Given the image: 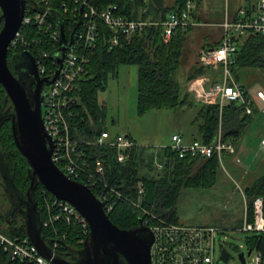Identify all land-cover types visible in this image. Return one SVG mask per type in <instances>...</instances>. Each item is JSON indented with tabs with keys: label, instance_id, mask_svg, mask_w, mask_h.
Listing matches in <instances>:
<instances>
[{
	"label": "trees",
	"instance_id": "trees-1",
	"mask_svg": "<svg viewBox=\"0 0 264 264\" xmlns=\"http://www.w3.org/2000/svg\"><path fill=\"white\" fill-rule=\"evenodd\" d=\"M73 1L47 0L51 7L47 19L52 21L55 27L57 23L71 26L73 24L72 10L64 13L62 4L66 3L71 8ZM187 1L195 3V7H200L203 0H175L168 8L164 6L163 0H87V4L96 10L117 5L118 12L128 19L158 22L171 11L179 12L184 9ZM42 4V0H29L26 7L31 11L41 10ZM195 7L191 11L192 18L196 17ZM86 8L84 5L83 10ZM100 27L105 38L108 39L112 32L102 24ZM190 29L192 26L186 30L178 29L169 40H165L161 34V26L148 25L140 32L133 33L127 40L122 39L117 46L109 48L107 44L104 45L103 41H100L94 53L90 55L88 79L80 84L79 89L74 93L79 98V102L73 106V112L76 114L73 119L74 137L85 141L105 130V114L98 104L97 94L105 90L108 75L116 76L120 65L136 66L138 115L153 108L175 109L190 104L192 102V100L189 101L190 92L187 90L182 92L180 84L175 79L183 41ZM21 31L28 40L31 37L41 36L35 26L23 25ZM42 40L39 44L31 45L30 50H27L33 58L40 49L50 50V44L45 42V38ZM23 51L25 50L22 48L15 51L8 50L7 63L10 69L13 60ZM207 68L200 63L194 65L193 70L187 75L188 80L204 74ZM245 69L264 70V37L258 33H251L242 40L229 64V70L235 81L247 91L245 85L240 82L241 71ZM11 108V102L0 85V116ZM195 119L198 120V136L195 139L209 143L216 136L219 127L225 138L237 139L249 123L251 114L245 113L243 104L233 101L226 103L221 112L217 105L200 104ZM81 150L90 160L92 168L93 161L96 158L100 159L108 183L123 194L135 199L136 184L140 182L144 188L142 207L175 222L178 221L175 205L179 194L187 188L211 187L217 181V172L220 167L216 154L206 158H179L167 147L154 149L137 146L132 157L124 163L116 161V150L112 147L81 144ZM150 151L157 152L159 157ZM153 157L164 164L161 171H155ZM144 159L147 163H144ZM0 161L3 163V171L8 181L19 194L25 197V191L30 183L28 164L16 148L9 119H3L0 123ZM0 178L2 180L0 181V207H6L3 208L4 210L0 209V224L4 226L8 236L27 238L21 225L20 208L23 209V206L13 208V212L7 213L10 205L6 206L3 201L5 191L2 188L5 181L1 169ZM44 192L43 185L38 182L33 196L41 223V237L54 254L74 261L88 235L82 236L76 223L61 222L53 228L43 227L42 222L45 219L44 209H42L43 197L50 194L49 192L44 194ZM243 194L248 204V218L251 219L252 202L255 198L262 197L264 210V173L246 187ZM107 215L110 221L120 229L136 226L139 220L143 223L140 209L122 199L116 202ZM9 223L10 225H7ZM236 224L239 225L240 221ZM80 238H83V241H79ZM54 242L57 243L56 247L53 246ZM246 242L249 248H255L264 255V233L249 236ZM0 264H27V262L11 259L0 246Z\"/></svg>",
	"mask_w": 264,
	"mask_h": 264
},
{
	"label": "built area",
	"instance_id": "built-area-1",
	"mask_svg": "<svg viewBox=\"0 0 264 264\" xmlns=\"http://www.w3.org/2000/svg\"><path fill=\"white\" fill-rule=\"evenodd\" d=\"M41 10H25L19 30L8 45V50L15 51L19 48L30 50L31 45L39 44L45 38L50 44V50L40 49L34 58L36 70L40 77H49L54 74L56 61L51 58V53L60 47V32L58 27L49 21L50 4L42 0ZM70 8L66 3L62 4L64 13L71 11L72 25L64 26L63 33L68 44L72 37L71 47L66 49L63 55L61 68L56 78L42 91L41 115L44 126L53 141L51 153L52 161L69 178L80 181L92 190V192L104 203L105 212L113 209L119 199L127 201L141 211L143 224L147 225L154 235L151 247V264H227L221 258L222 243L216 240L220 235H225L223 227L217 225H194L183 222L171 221L156 213L143 208L141 199L144 188L140 182L136 184V197L131 198L123 194L108 183L104 167L100 159L93 161V168L85 152L80 149L81 144L94 146H108L115 148L116 161L124 163L132 157L133 151L138 146L129 136L123 134H111L107 130L101 131L92 139L81 141L74 137L73 119L76 114L73 106L79 102L75 91L80 84L87 79L90 55L94 53L100 41L110 47L117 46L122 39L127 40L133 33L140 32L148 25H159L162 28V36L169 40L176 30H186L194 26L195 21L191 16L194 5L187 1L186 6L179 12H169L162 21L152 22L142 19H128L118 12L117 5H110L104 9H95L87 4V0H74ZM86 9L83 10V6ZM79 6V7H78ZM106 26L112 33L105 38L100 25ZM37 27L40 37L25 39L21 27ZM221 34L218 43L210 48L200 51L198 62L217 71L221 76L212 81L208 75L192 79L188 83V91L194 99L203 105H217L221 112L222 107L229 102L243 104L245 113H252V98L241 85L233 81L230 76L229 64L231 58L242 40L251 33H258L264 37V0L257 1V10L249 14L247 8L240 7L233 15L228 16L221 24ZM72 34V35H71ZM256 96L264 101V94L258 90ZM264 143V138L262 139ZM179 158H206L216 154L220 161L222 153L235 154V147L230 138H225L219 127L216 136L209 143L200 139L186 142L180 133L171 136L170 145L166 146ZM161 148V147H159ZM165 148V147H163ZM163 163L155 158L154 169L161 171ZM45 192L46 189L44 188ZM44 192V194H45ZM244 197V207L240 224L236 229L240 232L252 235L264 233L263 199L257 197L252 202L251 219L248 218V204ZM45 219L43 227H54L57 223H76L82 236H89L87 221L70 203L55 198L52 194L44 195L43 206ZM64 237V236H63ZM79 241H83L80 238ZM218 242V243H217ZM216 244L219 251L215 255ZM57 243L54 242V247ZM0 246L7 252L11 259H19L27 264H51L45 260L27 238L13 235L8 236L4 226L0 224ZM248 251L250 253L248 254ZM241 252V251H240ZM243 252V251H242ZM243 264H264V255L255 248H249L243 252ZM250 259V261H248ZM238 261L240 259L238 257ZM241 264V262H240Z\"/></svg>",
	"mask_w": 264,
	"mask_h": 264
},
{
	"label": "rangeland",
	"instance_id": "rangeland-1",
	"mask_svg": "<svg viewBox=\"0 0 264 264\" xmlns=\"http://www.w3.org/2000/svg\"><path fill=\"white\" fill-rule=\"evenodd\" d=\"M174 1L163 0V3L168 8ZM228 3L229 0H203L200 7H195L197 9L196 17L203 18V24H195L183 41L178 70L175 73V79L180 84L182 92L188 91V83L192 79L202 75H208L212 81L220 78V69L214 71L209 67L204 74L190 80H188L187 75L193 70L194 65L198 64L200 51L218 41L217 29L220 27L219 25L215 26V24L218 22L221 24L228 16L233 15L236 4L234 2L230 6ZM202 5L205 9H209V14L204 13L202 14L203 17L201 16ZM211 22L217 23L212 26L210 25ZM206 27L216 30L213 38L208 34L206 35L209 31ZM196 59L197 63L195 62ZM130 67V65H120L116 76L108 75L105 90H101L97 94L98 104L105 114L104 123L108 131L111 134L126 135L130 133L138 146L154 149L170 145L171 136L175 133L188 132L195 135L198 127V120L195 118L200 103L194 99L191 93L189 101L192 100V102L188 105L175 109L153 108L142 115L137 114V87L129 72ZM241 73L240 82L245 85L248 93L255 94L258 90L264 92V70L245 69ZM230 76L235 81L231 72ZM252 117L251 125L249 124L250 126L243 131L238 141L241 148V153H238L239 162L229 160V154L222 153L216 183L209 188L184 189L179 194L175 205L180 222L194 225H217L224 228L225 235H220L216 240L225 241L222 243V248L230 255L227 264H240L238 253L247 251L246 239L253 235L240 232L235 227L242 217L244 189L264 173V146L259 147L255 154L253 153V150L259 145V139L256 136L261 129L262 133L264 132V114L258 112ZM256 119H258L257 122H255ZM151 152L155 153L154 151ZM155 154L159 157L157 152ZM154 160L153 157L152 163ZM144 163H147L146 159H144ZM0 181H2L1 178ZM11 189V186L3 183L2 190L5 191L3 201L6 206L8 204L15 206L18 204H16L17 198H22L18 192L10 195L8 191ZM3 208L0 207L1 210L6 207ZM21 219V225L25 229L26 218L23 213H21ZM218 251L219 244H216V256Z\"/></svg>",
	"mask_w": 264,
	"mask_h": 264
},
{
	"label": "water",
	"instance_id": "water-1",
	"mask_svg": "<svg viewBox=\"0 0 264 264\" xmlns=\"http://www.w3.org/2000/svg\"><path fill=\"white\" fill-rule=\"evenodd\" d=\"M28 1L0 0V85L12 106L10 111L0 116V123L3 119L10 120L14 143L28 164L27 172L30 178L25 197L22 195L20 200L23 206L21 213L26 218L23 231L38 253L51 264H151L154 235L150 228L141 220L138 225L128 229H120L114 225L104 210L103 201L96 197L89 186L69 178L51 159L53 141L41 115L42 91L58 75L64 52L71 47L72 37L67 44L63 25L57 23L60 47L51 53V58L56 61L53 75L40 77L33 56L27 50L21 52L14 61H26L28 74H15L7 63L8 45L21 26ZM0 169L5 184L12 188L8 193L17 194L3 171L1 161ZM38 182L55 198L74 206L88 223L89 236L74 261L54 254L41 237V223L33 196ZM227 254L224 249L221 256L223 261L226 260ZM238 257L243 264L242 251L238 253Z\"/></svg>",
	"mask_w": 264,
	"mask_h": 264
},
{
	"label": "crops",
	"instance_id": "crops-1",
	"mask_svg": "<svg viewBox=\"0 0 264 264\" xmlns=\"http://www.w3.org/2000/svg\"><path fill=\"white\" fill-rule=\"evenodd\" d=\"M257 1L258 0H229V3H230V6H232L233 5V3L235 2V10H234V13L236 12V10L238 9V8H240V7H245V8H247V11L249 12V14L251 15V14H254L255 12H256V10H257ZM228 3V4H229ZM193 5H195V3L193 4ZM195 7V6H194ZM204 13H208L209 14V9H205L204 8V6L202 5V8H201V16L203 17L204 15H202V14H204ZM233 13V12H232ZM233 13V14H234ZM202 19L203 18H199V16L198 17H194L193 18V21H195V24H199V25H201V24H203L202 23ZM212 24H210V25H214L215 23H217V22H211ZM219 23V22H218ZM215 24V26L216 25H219V27H220V24ZM195 26V25H194ZM194 26H192V27H194ZM198 26V25H197ZM206 29L208 30L209 29V31H207V33H206V35L208 34V35H210L211 36V38H213V36H214V34L216 33V30L214 31V29H212V28H209V27H206ZM218 31H217V34H218V37H219V39H220V33H221V28H219V29H217ZM217 37V38H218ZM219 39H218V41H219ZM218 41L215 43V44H212L211 46H207V47H205V48H210V47H213V46H215L217 43H218ZM205 42V41H204ZM196 63H197V59H196V61H195ZM199 63V62H198ZM131 67H130V69H129V72H130V74H131V77H132V80H133V83H135L136 84V66H134V65H130ZM217 80V79H216ZM263 92V91H262ZM250 94V93H249ZM263 94H264V92H263ZM251 95V98H252V113H251V119H250V121H249V123L245 126V128L243 129V131H245L251 124V122H252V116L255 114V113H258L259 112V114H264V101H262L261 99H259L257 96H256V93L255 94H250ZM258 121V119H256L255 120V122H257ZM250 124V125H249ZM104 127H105V130H107L108 131V129H107V127H106V125H105V123H104ZM197 129H198V127H197ZM109 133H110V131H108ZM243 133V132H242ZM182 136H183V138H184V140L186 141V142H189V141H192V140H194L197 136H198V132H195V135H193V133H180ZM126 135H129L135 142H136V140L134 139V137L130 134V133H127ZM242 135V134H241ZM241 135L237 138V139H235V140H232L233 141V144H234V147H235V154H229L228 155V157H229V160H232V161H237V162H239V158H238V153H241V148L239 147V144H238V141L240 140V137H241ZM259 136H261L260 138H259ZM258 139H259V141H258V143H259V145H258V148H256L255 150H253V153L255 154V152H257L258 151V149H259V147H262V146H264V143L262 142V139L264 138V132L262 133V129H261V131L258 133V135L256 136ZM253 142H254V140H253ZM137 143V142H136ZM237 155V156H236ZM235 158V159H234ZM220 161H221V159H220ZM220 161H219V164H220ZM220 168V167H219ZM219 170V169H218ZM217 175H218V172H217ZM216 183V182H215ZM214 185V184H213ZM212 185V186H213Z\"/></svg>",
	"mask_w": 264,
	"mask_h": 264
},
{
	"label": "flooded vegetation",
	"instance_id": "flooded-vegetation-1",
	"mask_svg": "<svg viewBox=\"0 0 264 264\" xmlns=\"http://www.w3.org/2000/svg\"><path fill=\"white\" fill-rule=\"evenodd\" d=\"M34 59V58H33ZM11 69L12 71L15 73V74H19V75H27L28 74V64L26 61H24L23 59L21 60V62H18L17 60H13L12 64H11ZM32 87V84H31V79H30V83H29V89H31ZM21 195V194H20ZM22 196V195H21ZM20 200L21 198L16 202L17 205L15 206H11L10 204V208H9V211L7 213H11L13 212V208H16V207H21V204H20ZM14 203V201L12 202V204ZM21 208H20V212H21Z\"/></svg>",
	"mask_w": 264,
	"mask_h": 264
},
{
	"label": "bare ground",
	"instance_id": "bare-ground-1",
	"mask_svg": "<svg viewBox=\"0 0 264 264\" xmlns=\"http://www.w3.org/2000/svg\"><path fill=\"white\" fill-rule=\"evenodd\" d=\"M75 127V126H74ZM74 129V128H73ZM76 138V137H75ZM77 139H79V140H81L80 138H77ZM81 141H83V140H81ZM80 149H81V145H80Z\"/></svg>",
	"mask_w": 264,
	"mask_h": 264
}]
</instances>
